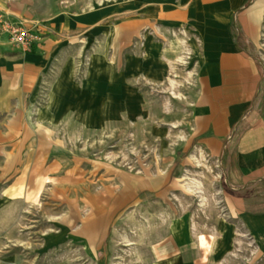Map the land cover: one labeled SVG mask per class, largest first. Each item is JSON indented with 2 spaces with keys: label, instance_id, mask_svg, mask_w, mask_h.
Instances as JSON below:
<instances>
[{
  "label": "rangeland",
  "instance_id": "obj_1",
  "mask_svg": "<svg viewBox=\"0 0 264 264\" xmlns=\"http://www.w3.org/2000/svg\"><path fill=\"white\" fill-rule=\"evenodd\" d=\"M1 2L0 15L5 6L26 2V18L43 21L31 29L38 49L48 45L50 62L17 111L22 119L15 111L0 115V264H152L148 245L166 234L174 207L162 217L165 205L146 194L135 204L114 205L127 175L167 173L176 164L171 183L187 177L209 181L204 188L214 194L219 169L206 175L179 169L194 155L178 158L189 106L175 72L163 80L126 74L127 42H113L112 30L134 12L142 14L130 8L143 0ZM251 4L253 43L241 44L260 62L264 112V0ZM1 26L4 59L12 54ZM250 194L251 209L264 210V183ZM185 205L198 213L202 229L212 224L205 202ZM96 214L110 216L104 240H80L81 224ZM245 246L212 264H264V256L255 258L251 245Z\"/></svg>",
  "mask_w": 264,
  "mask_h": 264
},
{
  "label": "crops",
  "instance_id": "obj_2",
  "mask_svg": "<svg viewBox=\"0 0 264 264\" xmlns=\"http://www.w3.org/2000/svg\"><path fill=\"white\" fill-rule=\"evenodd\" d=\"M251 1L143 0L141 5H130L142 14L134 12L125 22L114 24L113 42H127V76L142 73L163 80L175 72V84H181L189 111L186 125L179 130L184 141L177 153L178 158L188 152L194 156L189 163L181 162L179 169L203 175L219 169L214 194L204 188L209 181L187 177L171 183L176 164L167 173L127 175L118 198L112 199L114 205L135 204L146 194L165 205L162 217L174 207L175 218L170 216L166 234L148 245L152 264H212V259L230 257L247 244L255 258L264 256V210H252L253 199L248 198L254 185L264 183L260 62L241 44L253 43L251 33L257 26L247 21ZM27 6L26 2L5 6L1 27L10 23L31 28L43 23L26 18ZM4 37L12 55L0 59V115L15 111L20 119L17 111L49 72L50 49L35 46L21 53L9 45L7 34ZM194 202H205L204 210L213 211L212 224L206 229L198 213L185 205ZM91 217L81 224L78 236L100 243L110 216ZM96 244L90 248L93 255L99 249Z\"/></svg>",
  "mask_w": 264,
  "mask_h": 264
},
{
  "label": "built area",
  "instance_id": "obj_3",
  "mask_svg": "<svg viewBox=\"0 0 264 264\" xmlns=\"http://www.w3.org/2000/svg\"><path fill=\"white\" fill-rule=\"evenodd\" d=\"M3 29L8 35V43L14 49L21 53L30 52L35 46H38V36L31 28L18 26L15 24H4Z\"/></svg>",
  "mask_w": 264,
  "mask_h": 264
},
{
  "label": "bare ground",
  "instance_id": "obj_4",
  "mask_svg": "<svg viewBox=\"0 0 264 264\" xmlns=\"http://www.w3.org/2000/svg\"><path fill=\"white\" fill-rule=\"evenodd\" d=\"M190 188V187H189ZM172 231H175V228H174V226L172 227ZM200 244H202V242H200Z\"/></svg>",
  "mask_w": 264,
  "mask_h": 264
}]
</instances>
